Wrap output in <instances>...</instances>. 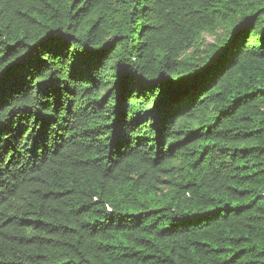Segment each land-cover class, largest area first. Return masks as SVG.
Returning <instances> with one entry per match:
<instances>
[{
  "label": "trees",
  "instance_id": "16d2710c",
  "mask_svg": "<svg viewBox=\"0 0 264 264\" xmlns=\"http://www.w3.org/2000/svg\"><path fill=\"white\" fill-rule=\"evenodd\" d=\"M0 264H264V0H0Z\"/></svg>",
  "mask_w": 264,
  "mask_h": 264
},
{
  "label": "rangeland",
  "instance_id": "374dc122",
  "mask_svg": "<svg viewBox=\"0 0 264 264\" xmlns=\"http://www.w3.org/2000/svg\"><path fill=\"white\" fill-rule=\"evenodd\" d=\"M212 38L211 37H206V42H211Z\"/></svg>",
  "mask_w": 264,
  "mask_h": 264
}]
</instances>
